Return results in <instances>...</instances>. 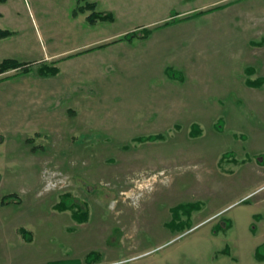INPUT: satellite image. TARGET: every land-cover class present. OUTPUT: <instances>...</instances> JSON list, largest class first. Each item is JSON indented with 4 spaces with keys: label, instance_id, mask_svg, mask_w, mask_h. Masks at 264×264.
Masks as SVG:
<instances>
[{
    "label": "rangeland",
    "instance_id": "obj_1",
    "mask_svg": "<svg viewBox=\"0 0 264 264\" xmlns=\"http://www.w3.org/2000/svg\"><path fill=\"white\" fill-rule=\"evenodd\" d=\"M185 4L0 1V264H264V0Z\"/></svg>",
    "mask_w": 264,
    "mask_h": 264
},
{
    "label": "trees",
    "instance_id": "obj_2",
    "mask_svg": "<svg viewBox=\"0 0 264 264\" xmlns=\"http://www.w3.org/2000/svg\"><path fill=\"white\" fill-rule=\"evenodd\" d=\"M0 1H4V0H0ZM95 8V3L94 2H85L84 4L82 5H79L77 7V9L79 11H84L85 9H89L90 12L89 14L86 16V19L88 22L90 23H93L97 20H100V21H112L113 20V15L111 12H101V11H95L94 10ZM174 16V14L172 15ZM167 23V22H165ZM151 32V30L149 28H146V27H143L140 29V33L138 32H135V31H130V32H127L125 34H123L122 36V39H125V40H130L132 37H135V36H138V37H146L149 33ZM10 32L8 31H0V36H6V35H9ZM26 65V62H20L14 58H4L2 61H0V73L1 72H4L8 69H14V68H18V69H21L22 72H27L29 71V68H27ZM167 71V73L169 74L170 77H173V78H180V74L178 72H173L171 71V69H168L166 68L165 69V72ZM38 72L41 74V75H55L57 72H58V68L57 66H47V65H43V66H39L38 68ZM258 82H260V79H256V80H253V81H249L250 84H254V85H258ZM220 119L217 120V122L215 123V125L218 127L220 125ZM197 131L199 132L200 129L197 128ZM162 135L160 133H156V134H149L147 136H143V137H139L138 140H155V139H159L161 138ZM226 155H229L228 153H223L220 157V160H222ZM255 159H257L259 162L262 163L261 161V158L264 159V156H261V155H257L254 157ZM8 196H12L13 194L10 193V194H7ZM7 195L3 196L1 202H3V200L5 199V197H8ZM68 195L66 194L65 196L62 195L61 196V199L59 200L58 204L57 205H64V207H68L70 209H72L73 213V217H77L78 219H80V222H83L86 220V217H87V210L86 208L83 209L81 207L78 206V208H76L73 204H69L68 203ZM4 203V202H3ZM63 209H67V208H64ZM75 207V208H74ZM199 208V205H198V202H193V203H180V204H177L175 206H173V209L178 212L179 210H183L184 212H186L188 215L190 214V212L193 210V209H198ZM256 216V215H255ZM216 231H218L219 229H221V227L217 224L216 226ZM229 227V223L226 224V228ZM18 230V233L21 235V237L24 239V240H27L29 241L30 240V234L29 232L23 228V227H19L17 228ZM254 256L257 260L261 261V260H264V242L258 244L256 247H255V250H254ZM221 253H225L227 254L228 252V247L225 246L223 247V249H221L220 251ZM100 258V254L97 252V251H89L87 252L83 259H84V262L85 263H93V262H96L98 259ZM47 264H61V261H50L48 262Z\"/></svg>",
    "mask_w": 264,
    "mask_h": 264
},
{
    "label": "crops",
    "instance_id": "obj_3",
    "mask_svg": "<svg viewBox=\"0 0 264 264\" xmlns=\"http://www.w3.org/2000/svg\"><path fill=\"white\" fill-rule=\"evenodd\" d=\"M185 2H186V4H187V0H184ZM184 5V7H183V9H182V11H180L178 14L179 15H188V17H189V15H191L192 14V11H194L195 10V8H192V7H187V5ZM202 6H204V5H202ZM191 11V12H190ZM182 17V16H181ZM188 17H186L185 19H187ZM155 22V21H154ZM151 23H153V22H151Z\"/></svg>",
    "mask_w": 264,
    "mask_h": 264
}]
</instances>
